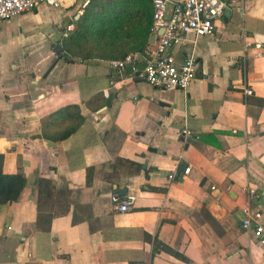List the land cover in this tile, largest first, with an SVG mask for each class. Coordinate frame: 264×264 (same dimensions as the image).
Here are the masks:
<instances>
[{
	"label": "crops",
	"instance_id": "1",
	"mask_svg": "<svg viewBox=\"0 0 264 264\" xmlns=\"http://www.w3.org/2000/svg\"><path fill=\"white\" fill-rule=\"evenodd\" d=\"M91 1L0 21L1 169L25 179L0 204V264H264L240 226L245 205L264 223V0H223L210 36L172 48L176 63L197 62L185 91L109 66L154 43L150 0L109 20L112 35L81 36L79 56L54 53ZM105 1L90 12L114 14ZM68 105L78 127L42 137L41 119ZM112 194L132 196L129 209L114 210Z\"/></svg>",
	"mask_w": 264,
	"mask_h": 264
},
{
	"label": "built area",
	"instance_id": "2",
	"mask_svg": "<svg viewBox=\"0 0 264 264\" xmlns=\"http://www.w3.org/2000/svg\"><path fill=\"white\" fill-rule=\"evenodd\" d=\"M150 3V31L155 36L154 43L143 50L140 60L132 54H126L120 59L108 61L109 66L117 72L128 70L132 76L155 88L185 91L194 81L197 62L193 53L189 52L180 63H176L171 50L188 33L194 38L210 36L214 30L213 22L222 15L225 3L223 0H150ZM41 4L57 8L61 2L0 0V21L11 19ZM70 30L72 24L68 23L63 35ZM243 93L249 95L251 90L244 88ZM189 133L185 128L179 130L180 135ZM183 171L187 173L188 167ZM248 193L250 196L255 195L253 189H248ZM109 199L114 210L125 212L129 209L132 196L119 197L112 194ZM241 213V228L251 232L257 244L264 247V223L258 221L259 213L248 205L241 208Z\"/></svg>",
	"mask_w": 264,
	"mask_h": 264
},
{
	"label": "trees",
	"instance_id": "3",
	"mask_svg": "<svg viewBox=\"0 0 264 264\" xmlns=\"http://www.w3.org/2000/svg\"><path fill=\"white\" fill-rule=\"evenodd\" d=\"M97 2L99 3L101 2V0H95L88 3L86 8L84 9L82 16L76 21L74 31L71 34H67L66 38L61 41L60 51L58 52V55H60L61 52H65L70 56H79L80 51H78V49L80 48V46L78 45V40L85 34H89L92 36H101V34L106 31L105 33H107L108 35H112L114 30H108V21L116 19V22L119 23L123 19L125 20L126 18H131L130 16L132 13L130 12V6L133 4V2L136 5L140 6L142 0H106L103 3H100L101 7H103V4H107L112 8L115 7L117 9L114 14L107 15L106 17H102L101 15L94 16V14L90 12V10L93 8L91 7V5L96 6L98 5ZM114 26L117 27V25ZM98 39L101 40L100 37H98ZM144 43L145 39L143 41V44H141V48H139V51H141L142 48L146 45V43L145 45ZM96 48L99 49L101 48V46L98 45L96 46ZM124 55H126V52L121 54L120 58H122ZM81 120L82 117L79 113L78 106L68 105L61 107L41 119L40 134L42 137L53 139L54 141L62 140L70 135V133H72L78 127ZM49 126H54L57 129L52 132L45 131L49 129ZM1 166L2 155L0 154V204H5L13 202L18 198L25 185V179L19 173H3Z\"/></svg>",
	"mask_w": 264,
	"mask_h": 264
},
{
	"label": "water",
	"instance_id": "4",
	"mask_svg": "<svg viewBox=\"0 0 264 264\" xmlns=\"http://www.w3.org/2000/svg\"><path fill=\"white\" fill-rule=\"evenodd\" d=\"M159 31H160V30H159ZM159 31H158V32H159ZM152 38H154L153 35H151L150 41H152ZM59 50H60V48H59L58 45H55V46L53 47V52H54V53H58Z\"/></svg>",
	"mask_w": 264,
	"mask_h": 264
}]
</instances>
